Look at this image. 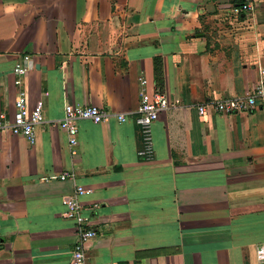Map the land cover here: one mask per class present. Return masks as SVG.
<instances>
[{
  "label": "crops",
  "instance_id": "0c3cea01",
  "mask_svg": "<svg viewBox=\"0 0 264 264\" xmlns=\"http://www.w3.org/2000/svg\"><path fill=\"white\" fill-rule=\"evenodd\" d=\"M259 68L264 0H0V113L24 90L43 116L32 142L0 132V264H68L62 199L78 185L95 233L85 264H264V105L196 110L243 97ZM142 77L170 104L150 160L137 155ZM64 103L124 120H77L71 147L51 125Z\"/></svg>",
  "mask_w": 264,
  "mask_h": 264
},
{
  "label": "built area",
  "instance_id": "2783aa9c",
  "mask_svg": "<svg viewBox=\"0 0 264 264\" xmlns=\"http://www.w3.org/2000/svg\"><path fill=\"white\" fill-rule=\"evenodd\" d=\"M240 9L249 11L252 5L245 2ZM24 61H29L27 55L23 56ZM27 66L16 63L13 71L18 76L24 75ZM20 82L19 78L15 83ZM168 98L163 91L154 86H149L145 77L139 80L138 103L135 110L134 122L138 127L140 145L137 149V155L144 160H150L153 157V147L151 141V125L157 119L158 115L169 106ZM264 105V68L258 69L257 78L252 87L243 97L221 98L209 101L206 104L197 105V112L202 115L209 108L212 112L219 114H236L249 112L252 109ZM42 108L39 103L28 107L24 90H20L14 101V111L9 119H6L0 113V132H7L15 136H20L34 141V130L37 125L43 122ZM111 117L121 122L124 120L122 114L94 105H82L76 103H64L62 105V115L59 119L51 122L63 130L71 147L76 144V121L83 119L93 123L107 122ZM72 151V150H71ZM55 176H51L50 178ZM74 173H62L59 179H73ZM49 179V177H47ZM86 190L81 186H76L72 196L63 197L64 205L63 215L74 223L75 239L73 242L68 264H85V244L95 235L93 229L88 226V216L83 215L82 208L77 201V196Z\"/></svg>",
  "mask_w": 264,
  "mask_h": 264
}]
</instances>
